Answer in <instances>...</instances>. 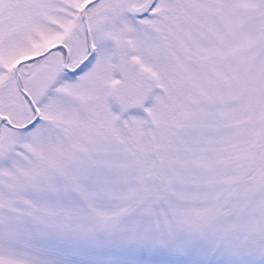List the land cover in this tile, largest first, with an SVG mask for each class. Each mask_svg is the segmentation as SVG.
Here are the masks:
<instances>
[{
	"label": "snow or ice",
	"instance_id": "6c2138e0",
	"mask_svg": "<svg viewBox=\"0 0 264 264\" xmlns=\"http://www.w3.org/2000/svg\"><path fill=\"white\" fill-rule=\"evenodd\" d=\"M0 264H264V0H0Z\"/></svg>",
	"mask_w": 264,
	"mask_h": 264
}]
</instances>
